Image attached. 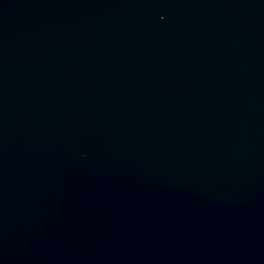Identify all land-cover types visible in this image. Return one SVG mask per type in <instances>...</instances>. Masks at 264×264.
Returning <instances> with one entry per match:
<instances>
[{
    "label": "water",
    "instance_id": "obj_1",
    "mask_svg": "<svg viewBox=\"0 0 264 264\" xmlns=\"http://www.w3.org/2000/svg\"><path fill=\"white\" fill-rule=\"evenodd\" d=\"M0 264H264V0H0Z\"/></svg>",
    "mask_w": 264,
    "mask_h": 264
}]
</instances>
